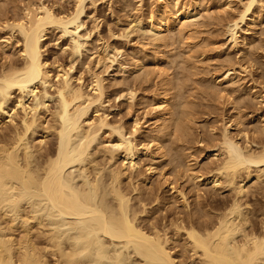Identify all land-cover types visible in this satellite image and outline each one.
<instances>
[{
  "label": "bare ground",
  "instance_id": "6f19581e",
  "mask_svg": "<svg viewBox=\"0 0 264 264\" xmlns=\"http://www.w3.org/2000/svg\"><path fill=\"white\" fill-rule=\"evenodd\" d=\"M64 1L66 3L67 1L70 2L68 4H70L71 6L65 9L66 5H64V9H63V6L59 5L61 4V2L59 4H56L58 2L56 1V3L54 4L59 5L60 8L56 10L52 8V4L49 1L48 2L50 3V5L46 3L47 2L46 0L43 1L27 0L26 3L24 0L23 2L24 4H22V8H20L21 11L19 13H13V16L7 15L5 13L7 17L9 16V19L3 15L4 12H2V15L0 16V18L3 16L2 17L4 23L3 28L8 27L12 32V34H10V36L7 37V39H5V41H7L6 43L2 42L3 45L0 43L2 48L0 50H2L3 53V56L1 54V57L4 59L3 60L1 58L3 60V63L1 62L2 64L0 65V109L3 108V105L5 104L6 99L9 95V92L15 90L17 91V93L19 92V97L16 94L17 96L16 98L18 99L16 100V102H14V104H12L11 106L12 108H10L12 111L10 114L14 116L16 114L17 108L18 109L20 108V110H22L23 112V115L21 113L20 118H18L19 116L17 117L18 114H16V118L19 119L20 121L17 122L14 120V122L16 123L14 124L13 122L11 123L12 124L11 129L2 131V133L0 132V264H127L126 259L123 255H121L120 253L116 254L112 252L113 247L116 244H120V243L126 249L129 247L130 249L132 248V251L135 254L140 255L141 258L143 257L145 262L147 261L146 264H188V263L195 264L194 263L195 260L199 262L198 264H264V202H260V204H258L257 203L258 201H253L257 203V208H256L253 206L255 205L253 202H252L253 205L250 204L251 198L249 202L247 200L248 195H246L248 190L249 193L253 194L254 191L251 192L250 187H252L251 183H253V185L256 183L253 182L256 180V178L257 180L260 177L264 179V177H262L264 175L263 173L264 166L259 165V164H264V116L259 121L261 122L260 127H257V125L259 124L257 122H256L257 125L253 123L255 127L251 126L252 123L249 121L250 116L247 115L249 119L248 121H246L243 118H238L239 120L237 118L230 119V122L229 121H228L229 123L227 122L228 124H226L225 121V123L221 125L220 132L217 131L215 135L213 133H212L213 135L210 133L209 138L210 139L213 138V141L208 142L209 143L208 145L207 143L202 142V145L204 146L205 144L204 148L206 149L205 151H207V153H205L206 155L204 158L206 159L207 157L211 160L214 159L213 160L214 165L213 167L211 165L210 168L208 167L209 164H206V168L208 169L206 171L204 167L203 169L202 168L200 169L198 167L195 169V171L191 170L190 167L193 165L190 164L191 159L188 161L185 159H188L189 157L188 158L183 157L185 156L184 155L185 150L183 151L184 154L183 152L182 154H180L182 155L181 157L184 158L182 160H184L186 163L188 161V163L191 165L189 168H187L188 165L183 164L184 165L183 170H185L184 172H186L184 174H186L187 179L189 180L191 179L192 182L193 180H195V182H197L196 186H199V184L200 185L208 184L216 188V186L223 184L226 186L228 185V187L230 186V188L234 192V195H232V197L231 194L230 195L228 194L229 197L231 198L229 199L225 198L226 200L223 198V201L219 204L216 202L218 205H214V203L211 201L212 199H210L209 201L207 200L208 202L207 201L205 202L204 206H206L207 204L212 205V207H214L217 210V213H215L216 211L215 212L213 211L215 214H213V212L210 213L208 212V210H205L206 209L205 208L204 210L206 212L203 213L202 211L200 212L202 213L203 219L201 220V222L195 223L197 222L196 220L195 222L194 220L192 221L193 214L190 215L182 212L183 215L185 214L186 216L187 214V216H190L187 219H185L186 217L185 216H184L185 218L182 217L181 213L179 214V216H176L179 211L177 212L175 211L177 213V214L175 213L176 217L175 216L174 218L167 217L168 219L171 218L168 220V222H169V228L172 230L169 231L172 232L174 231L173 235L171 233L170 234L167 233L169 228L167 227L168 229L166 231L165 224H163V226L165 227H162L161 225L158 226L159 225L158 222L157 223L154 222L153 217L151 219L153 221L150 222L146 221L148 225H146L147 223L145 225L141 224L142 221L141 223L137 222L136 221L137 219H135L136 216L135 214L137 210L134 207V203L132 205L130 202L132 197L128 196L129 191L124 190L123 187H121V182L123 175L125 173L124 171L126 170L125 167L129 165L131 168L133 167L135 168V166L137 165L136 157L141 153L140 151L141 148H137L136 145L137 143L136 144L133 143L131 137L128 136L129 135L133 136L135 133H137V130L139 129L140 127L139 125L141 123L138 125V121L136 120V118L134 120L132 119L133 120V122L131 123L133 124V127H131L132 130L129 127L130 131L128 128V130H126L125 133L126 135H125L122 133L124 128L121 126L122 124L118 125V123H116L117 125L114 126V124L108 123L109 121L107 119V115H108L107 113L104 112L97 113L98 109L97 107H95V104L98 106L97 103H100L101 97L103 96L102 95L103 89H105L103 84L104 78L100 77L98 73H95L93 69L89 67V63L87 62L82 63L83 61L81 62V64H83V66L86 67L87 75L89 76L86 83L83 81L84 79H82L81 76L82 74L79 68H78L79 72H77L78 75L74 76L73 80L71 79L72 77H70L71 75L69 76L70 73L69 71L72 69L71 63L75 59L73 57L75 56V54L78 53V49H79L78 40L73 38L72 41L69 42L68 46L66 47V52H64L67 54L68 57V59H65L68 60L66 67H65V62L63 65L61 64L63 63L61 60H60L61 63L57 60L59 59V57L56 56L57 57L56 58L55 55L54 57L51 56L52 60L49 61L43 55V51H44L43 37L44 34H46V30H48L49 28L61 27L62 34H64L66 32H72L73 30L74 31L77 30L82 24L79 23L78 19L80 17V14L83 12V9L85 8V0H63V2ZM165 1L167 0H164V3L163 4L161 3L160 7H158L159 5L158 6L156 5L157 8L151 11L149 10L150 13L147 14L148 20L146 21V24L148 23L150 28L154 31L153 35L151 34V36L149 37L150 41L153 42L152 44L154 46L155 43L157 44V42H159V44L161 43L162 45L163 44L166 45L167 44L166 41H170L167 40L168 39L167 36L173 34L177 22H178L177 33H180V35L183 31H188V30L190 31L192 27L194 29V27H196L195 21L193 22L190 20L189 22H185L184 20L187 21L189 17L194 16V14L192 15V12L194 11V5L197 4L200 5V2H202L200 0H192V1L190 0L188 4L184 5L183 3L181 5L180 4L181 2L179 0H172L171 2L169 1L165 2ZM239 1L240 3H242L241 8L239 12L236 13L237 17L236 18L234 17L235 20L233 18L234 20L232 24L233 28H231L230 32H228V36L230 37V41L234 47H237L239 44H241L242 43L241 40H243L241 39L240 40L241 43L239 42V37L241 36L239 35V32H237V30L235 29V26H237L238 21H241L243 19V17L246 15L247 11L250 9L251 5L254 2V0H243V1L239 0ZM93 3H95V0H90V5L94 6ZM54 4L53 6H55ZM126 4H128L127 1ZM125 8L122 9L121 7L122 10H124ZM132 10L134 11V9ZM195 10H197V8ZM133 11H131V13H133ZM128 12L130 11L128 10ZM194 13L197 12L194 11ZM251 13L253 14V12ZM132 15H134V13ZM262 15H264V13L263 14L259 13L257 15L254 14L253 18L262 19ZM129 16L131 15H128L127 19ZM10 17L12 19L11 21H10ZM125 17L126 16H124V19ZM137 17L138 16L136 15L132 21H134V19H138ZM90 18H92L93 22H95L96 20L95 15L94 16L91 15ZM2 20H0L1 23ZM252 21H254V19ZM127 23H129V20ZM92 26L95 27L97 26V24L93 23ZM191 31L193 33V30ZM188 36L189 33H187V36L185 37ZM169 37L171 41H173L172 40L173 37L172 36ZM14 42H16L15 44L16 45L18 44V46L13 51V46H16L14 45ZM245 43L247 44V42ZM55 44L57 43L55 42ZM99 45H101L99 49H102L105 56L104 58L108 59L110 62L115 61L117 57L116 56L117 53L121 52L120 51L121 49H116L115 48L116 45H112L111 43H103ZM89 46L90 48H95V44L94 45L92 44V47L91 45ZM253 46L255 47V45ZM243 48L244 46H242V49ZM95 50L93 51L96 52ZM238 50L243 52V50L240 49V46ZM253 50L255 49L254 48L252 49V54H253ZM261 50L263 51V49ZM199 51L200 50L192 53H199ZM245 52L246 51H244V54ZM192 53H190V56ZM153 54H154V50H153ZM169 54H171L172 56L173 53H169ZM241 54L244 57V54L243 53ZM14 55L21 58L20 61H18V59L17 60L14 59L15 57ZM150 55L153 56V58L155 56L152 55L151 53ZM250 55L251 54L247 56L250 57ZM157 56L158 55H156L155 57ZM173 56L175 58L177 57L175 54H173ZM248 57H247V61L249 66L253 67L254 64L252 62L255 59L252 57L253 59L249 58L248 60ZM245 58H246V54H245ZM187 59L189 62V56ZM170 60L173 61L171 58ZM245 60L246 59H244V63ZM185 61L186 60H184V64ZM247 61L245 65L247 64ZM137 63L138 60L136 61L134 67L133 64H131V62L128 66H132V68H136L137 70V68L140 67V63H138L139 66L137 65ZM145 66H143V68H145ZM182 68H184V66ZM188 68L189 70H187V72H189L191 68L190 62L189 65L187 64V68L185 67L184 69L186 70ZM123 69L125 70V68ZM235 69L233 68L232 70L233 71L232 73H234L235 75L232 74L233 76H229L231 77L230 78L231 80L234 79V76L236 77L237 72L240 73L238 69H236L237 72L235 71ZM52 70H54L53 73H51ZM146 70L147 72L150 71L149 68ZM239 70H242V68L240 67ZM121 71L123 70H120V72ZM125 71L127 72V70ZM249 71L251 72L250 68ZM257 71L259 72L258 77H260V71L259 70ZM262 72L264 76V71ZM121 74L123 75V73ZM143 75H145V73H143ZM256 75H258V73ZM123 77L121 79H124ZM188 77L190 80L189 73H188ZM188 77H186L187 80ZM171 79L173 80V82ZM171 79H170L171 84H169L170 82L168 79H166L163 83L161 82L164 89V92L163 91L162 92L164 94L160 98H162V104L164 103V105L162 108H160L162 109L161 112L159 111V113L156 114V118H154L155 125L156 122L159 121L157 122L156 125L157 130L153 129V131H150V129L148 128L149 129L148 134L145 132L146 129L145 131H143L144 133L147 134V136L144 135L145 136L144 139H146L145 140L146 142H143V144L139 142L140 144H142V146L140 147H143L142 153L148 155L152 154L151 151L152 149L149 150L150 147H152L151 146L152 144L156 149H158L159 152L161 150L160 155L163 156L164 154L163 158H166L165 156L168 157V155L165 154L166 153L168 154V152H170V150H173L174 147L176 148V146L172 148L169 142L168 143L164 142L165 141L164 138L168 137L169 135L171 136V133L173 134L174 132V134L177 133L178 135L177 137L175 136V138H173L172 140L176 141L178 138H181V141L184 140L185 142L186 139L185 137L189 135L188 136L189 139V137L191 136L189 134L190 127H188V125L192 124V122L187 124L188 123L187 119L191 117V120L193 121L192 119V115L194 114L193 109H195L196 111L198 107L197 105V107L195 108V102L197 101L193 100L194 97L198 95L201 91L203 93V94L200 93L202 94V97L205 96L206 98L209 96V92L211 93L212 91L210 96L211 99L209 97L208 98L209 100L214 101L215 100L214 96L216 95L217 97V95L220 94V93L216 94V91H218L221 87H218V90L214 91L215 89L213 90L212 88L214 87V84H209L206 81L205 85H203V82H201L202 85L204 86L203 88L201 87L202 85H199V82L197 81L198 84L197 82L196 84L195 83L194 84L196 86L198 85L197 87L200 88L199 93L198 91H196L195 88H193V90L198 94L194 95V91H192L193 93L192 97L193 96L194 97L192 99L193 101H191V99L189 98L191 96V92L190 93L188 92L191 91L189 84L188 86L189 89H187L188 93L186 92L188 94L186 97L189 96L187 98L188 101L185 102L183 101L181 103V100L183 99L181 98V96L184 95V92L180 94V90L182 89L181 88L182 86L180 85L181 84L180 81L182 82L183 80L184 82V77H182V80L179 79L180 81L178 82L180 84L177 85L176 88L174 84L177 83V80L176 83H174V78ZM237 82H239V80L236 81L235 83ZM206 83L209 84L207 85V87H206ZM231 83L233 86L234 82ZM178 86L180 88H178ZM263 86L260 87L259 92L256 90L258 92V95L256 92H252L251 94L255 93V97L257 95V97L262 99V101L264 102V90H262V93H260L261 88L264 89ZM128 87L129 86H126V90ZM184 88L186 87H184V83H183V90ZM232 88H234V86ZM48 89H51L50 94L51 95L53 94L55 97V108H54L55 110H53L54 112L50 111L52 112V115L48 112L51 115V118L49 120V123L48 122H47L48 124L46 123V128L51 133L54 134V135L52 134V137L55 138L54 148H50V146L49 147L47 146L46 148H42L41 142L44 141V139L48 138L49 136V135L46 136L45 132H42L43 138H39L37 145H30L28 144L27 141V134L29 132H33V129L36 126H39V124H37L38 123L37 113L39 116L40 110L43 109H46V111L50 110V109L48 110V108H50V106L48 107V99L50 97L47 95V93H49ZM119 89L122 91L123 94L125 93V90L123 92L121 88ZM129 89L128 91H126V93L127 92L128 93L127 95L125 93V96H128L129 94L130 97L128 98L131 99L133 91H129ZM255 89L256 88H254V90ZM170 90L171 91L174 90V92L171 93ZM227 90L229 91V89H226V92L225 91L224 92L229 93L230 91L231 92L233 91V89L232 90L230 89L229 92ZM122 93L120 94L122 95ZM177 94H179V99L176 98L178 97ZM26 95L35 98L34 100L35 102L33 103V106L29 105L28 102L25 100ZM241 96L242 95L239 94L238 97ZM202 97H200V101ZM227 97H229L228 102H230V104H233L232 101L234 102V106H236L237 104L239 105V107L241 106V104L245 105L244 102L241 103L239 101L240 99L242 101V98L236 99V101H234V96H233V100H231L232 98H230L231 97L230 95L229 96L227 95ZM245 97L246 94L245 96L243 95V101H245ZM197 98L195 100H197ZM246 98L247 101L250 100L248 96ZM176 99L179 100V101L177 100V104L173 103L174 100L176 102ZM202 100L204 99L202 98ZM178 102L180 103L179 105ZM225 103L226 105L228 104L227 101ZM198 104L199 106H201L200 102ZM202 105H204V103ZM208 105L209 104L207 103L206 106ZM92 106H94L92 111L96 113V116L94 115L93 117L94 119L92 117L89 118V116H87V111ZM161 106L162 105H160V107ZM234 106L233 108L235 109ZM174 107H176V109L178 107L179 108L175 110ZM239 107L236 106V109ZM243 107L241 109H243ZM171 108L174 109V112L173 110L170 111ZM241 109H239V112H241L240 114H243L245 111L242 110L244 111L242 113V111H240ZM20 110L18 111L20 112ZM28 110L29 111L32 110L31 115H29ZM178 110L180 111L178 112ZM34 113H36V116L34 115ZM166 113H168L169 116H166ZM234 114L236 115L239 113L237 111V113ZM11 115L9 118L10 121H12ZM42 115L43 113H41L39 118L42 117ZM162 115L165 116L163 117ZM245 115L246 114H244V116ZM193 117L195 116L193 115ZM236 117H238V115H236ZM252 117L254 118L253 115ZM253 118H251V121H253L252 120ZM44 119L46 120V117ZM257 119L258 118H255V120ZM241 120L243 121L245 120L246 122H250V123L247 124L246 122L243 121L242 123H240ZM221 121L224 122V120L222 119ZM83 123L85 124L84 127H83ZM243 123L244 126L245 125H247L248 127L251 126L250 128V130L252 131L251 140H250L251 137L248 138L246 136L247 131H248V135L249 133H251L249 132V129L247 131L244 130L246 129L247 126H245V128L242 129ZM0 124H2L1 121ZM103 126L110 127L109 131L107 130V134H108L107 136H110V134L113 132L116 133L115 136L116 138H114L115 140L114 144L119 147V151L118 153H116L118 155L117 157L119 158V159L117 158L119 160L118 161L119 165L117 164L118 167L116 165V167L114 166V168L113 166L111 168L110 167L105 168L106 171L102 167V164L100 166L98 162L100 163L103 162V160H100L101 157H102L101 159L106 157L104 161L109 159L114 160V158H116L115 153L113 151H109L108 150L109 147L107 148L106 143H104V145L102 144L103 147L102 145H100L99 148L100 151L99 159L96 158L95 161L91 156L92 162H88L91 159L87 160L89 166H84L81 183L76 184L73 178L71 177V172L68 170V167L75 162H77L78 164L83 163V161L85 162L84 159L86 158L85 157L86 151H88L87 149H89L90 144L95 140L97 132ZM233 126L237 127V130L235 129L236 132L234 134H232L234 130L233 132L231 130L232 133L229 131V129ZM43 127L44 126H42L41 128ZM157 127H160V129ZM209 129L212 132L214 128L213 129L209 128ZM161 131H162V136L164 133L163 131H165L167 136L165 135L166 137H162V136L160 137L159 133ZM191 131L192 130H190V132ZM193 134L195 135V132ZM259 134H261L263 138L260 137ZM170 136L168 138H170ZM243 136L245 139L239 140L240 138L243 139ZM249 136H251V134ZM257 136L260 137L259 141H258L259 137ZM140 137L143 138V136ZM192 137L195 138L194 136ZM200 137H201V133H200ZM254 138L257 139L258 141L257 143L254 142ZM207 139L208 136L206 137V140ZM105 140L106 142L111 141L108 138H106ZM166 140L168 141L169 139ZM139 141H141V139ZM178 141L180 140L178 139ZM251 141L254 142L253 143L254 145L256 144L255 146L253 145L254 148L250 147L249 143ZM197 142L198 139H196V143ZM148 143H150V145ZM168 144L169 147L172 149H170L167 146ZM257 144H259V146ZM165 146L168 147L169 150L168 148H165ZM179 146H178L179 149L178 152H181L182 151L181 148L183 147L180 148ZM185 146L186 148H188L186 144ZM203 146L201 149H199L198 146L197 147L198 149L196 148V150H199V153L202 152V150L204 149ZM187 150L189 151V149ZM194 150L193 152L196 155L197 151L195 152ZM96 151L94 150V152ZM159 152L157 153V156L159 155ZM170 153H171L170 155L172 156V151ZM180 155L178 157H172V158L175 159L178 158V160H176L177 162H183L179 160ZM187 155L188 154L186 153V156ZM189 155L191 156V154ZM199 155H201V153ZM86 156H88V154ZM172 158H170V163H172L171 162ZM157 160L158 159H155L156 162ZM156 164H159V162ZM176 164L175 166L178 167V165ZM179 165H181V163ZM252 165L254 166L257 165V167L258 165L262 166L263 168L260 169L263 170V172L257 167H254ZM102 168L104 170V173L101 170ZM154 170L155 167L152 166L146 167V171L150 175L151 173L154 172ZM197 170L198 171L200 170L199 173L197 172ZM201 170H203L204 172L201 173ZM164 177L166 176L164 175ZM253 177H256L255 180H252ZM106 179L108 180L106 185L107 188H105L104 186L106 183ZM168 179L169 178L167 176V180ZM104 180L105 183L103 184ZM261 182L262 184H264L263 183L264 181H262V179L260 180V183ZM169 184L170 182H166V186L168 185L170 190H172L173 192L176 191V193H178V195L182 199V203H186L187 202L185 200L186 197L183 195V193L180 192L178 189L176 190L177 185L174 187V185L169 186ZM222 186L219 187L222 188ZM219 187L217 188L219 189ZM248 187L249 189H247V192L244 195L246 196L247 199L244 200L242 199L244 198L242 194L245 192L244 190H246V188ZM259 188L258 187L254 188L253 186V189L260 190ZM257 190H255L256 193ZM104 194L106 195L108 194L112 198V202H114L113 208L106 206ZM261 194H264V191ZM259 198L261 197L259 196ZM137 200L140 206L144 205L145 203V202L143 203L144 199L141 200L140 198H138ZM162 200H164V198ZM171 200L173 201V199ZM185 206L186 204L184 205V207ZM173 207L171 205V208ZM195 207H193V209ZM199 208L197 207V209L194 210V216L197 219L202 218V217H198ZM165 209L166 207L163 210ZM190 210H191V206L189 211ZM192 210L190 211V213L193 212ZM210 210L211 208L209 209V211ZM16 230L18 231L19 234L17 232L14 233ZM174 236L176 240H172ZM170 240L173 241V243L175 242L174 244L172 243L173 244L172 247L169 246ZM175 246H179L181 248L182 251L180 252L182 257H183V253L186 254L187 257L185 258V260L182 259L181 261L179 259L180 252L177 249L178 247L176 248ZM174 247L177 249L179 255L175 252L176 250L175 251L173 250Z\"/></svg>",
  "mask_w": 264,
  "mask_h": 264
},
{
  "label": "rangeland",
  "instance_id": "374dc122",
  "mask_svg": "<svg viewBox=\"0 0 264 264\" xmlns=\"http://www.w3.org/2000/svg\"><path fill=\"white\" fill-rule=\"evenodd\" d=\"M26 1L27 0H25V3H26ZM39 1H43V0H39ZM46 1H47L46 3H48L49 5L51 3L52 8L56 9V10L60 9L59 5H62L63 9H64V5H66L65 9H67V8H69V6H71L70 4H68L70 2L67 1V3H66L65 1L63 2V0H55V1L53 0V2H52V0H46ZM56 1H58V2L56 3ZM126 1L128 2V4H126ZM168 1L171 2L172 0H167L165 2H168ZM179 1L181 2V3L179 2L181 5L183 3H184V5H186L189 3L190 0H179ZM200 1H202V2H200V5L199 4L194 5V11L197 13H194V11H193L192 15L194 14V16L189 17V19L187 21L184 20L185 22H189L190 20L193 22L194 21L196 22V27H194V29H193V27L191 28V30H193V33L191 30L190 31L189 30L183 31L181 33V35H180V33H177V30H178V28H177L178 22H177L175 25V31H173V34L172 35L170 34L167 36L168 37L167 40H170V41H166V42L169 45H167V44L162 45L161 43L159 44V42H157V44L155 43V46H154L152 44L153 42H151L150 38H149L151 36V34L153 35L154 31L150 28L148 23L146 24V21L148 20L147 14L150 13L149 10L151 11V10L156 9L157 8L156 5L157 6L159 5L158 7H160L161 3L162 4L164 3V0H95V3H93L94 6L90 5V0H85V8L83 9V12L80 14V17L78 19L79 23H82V24L80 25V27L77 30H75V31L73 30L72 32H66V33L62 34V30H61L62 28L61 27L49 28L48 30H46V34H44V37H43V43H44L43 55H44V57H46V59L50 61V60H52L51 56L54 57V55H55V57L56 56L59 57V59H57L59 62H60V60L63 62V63L60 62L61 64L64 65V62H65V67L68 63V60H65V59H68L67 54L64 53V52H66V47L68 46L69 42L72 41L73 38L78 40L79 49H78V53L75 54L76 57L75 56L73 57L75 59L71 63L72 69L69 71L70 72L69 76L71 75L70 77H72L71 79L73 80L74 79L73 77L78 75L77 72H79V69H80V72L82 74L81 75L82 79H84L83 81L85 83L87 82L89 76L87 75L86 67L83 66V64H81V62L83 61L82 63H84V62L89 63V67L92 68L95 73H98V75L100 77L104 78L103 84H104L105 89H103V94H102L103 96L101 97L100 103H97L98 106L95 104V107H97V109H98L97 113L104 112V113L108 114L107 115V119L109 121L108 123L114 124V126L117 125L116 123H118V125L122 124L121 126L124 127L123 131H122L123 134L126 133V130H128L129 127L130 128L133 127V124H131V123L133 122V120L135 118L138 121V125L141 123L139 125L140 126L139 129L137 130V133H135L133 136H130V135L128 136V137H131V140L133 143H135V144L137 143L136 144L137 148H141L140 149L141 155L139 154L136 157L137 165L135 166V168L134 167L131 168L129 165H127L125 167L126 170L124 168L125 173H124L123 178H122L121 187H123L124 190L129 191L128 196L132 197L131 198L132 201L130 200V202L132 205L134 203V207L137 210V211L135 210L136 211L135 219H137L136 220L137 222L141 223V221H142L141 224L145 225L148 221L150 222V221L154 220V222H156V223L158 222V224H159V225L157 224L158 226H160V225L162 227L166 226V231L169 228L168 220L171 218H174L175 213L177 211H179V212H178V214L176 213L177 214L176 216H179V214L181 213V216L184 217L185 214L183 215L182 212L190 214V215L193 214L192 221L194 220V222H195V220H196L197 222H195V223H199L203 219L202 213L206 212L205 210H208V212H210V213H212L213 211L214 212L216 211L215 213H217V210L214 207H212V205L207 204L208 206L207 205L204 206L205 202L207 200L209 201L210 199H212L211 201L214 203V205H218L219 203H221L223 201V198L229 199L232 197V195H234V192L232 191L230 186L228 187V185L227 186L223 185V184H222L223 186L219 185V186H222V188H220L219 186H216V188H215V187H212L208 184H206V185H203V184L200 185L199 184V186H196L197 182H195V180H193V182H192L191 179L190 180L187 179L186 174H184L186 172H184L185 170H183V168H184L183 164L188 165L187 168H189L193 164L190 167L191 170H193V171H195V169L198 167L200 169L201 168L203 169V167H204L205 171L208 170L206 168V164H209L208 167H210V168H211V165H212V167L214 165V162H213L214 159L211 160L207 157H206V159L204 158L206 155L205 153H207V151H205L206 149L204 148V146H205L204 143H207V145H208L209 144L208 142L213 141V138L212 139L209 138L210 133L211 134L213 133L215 135V133L217 131L220 132L221 125L224 124L225 121H226V124H228L230 122V119H234V118H237V119L243 118L246 121H248L250 119L249 121L252 123L251 126H254L253 123L255 125H257V123H259L257 125V127H260L261 122H259V121L264 116V104H263L264 102L262 101V99L257 97L258 92L260 91L259 90L260 87L264 85V76H263V72H262V71H264V57H263L264 56L263 55L264 54V15H262V19L261 18H259V19L253 18L254 14L257 15L259 13H262V14L264 13V0H254L253 4L251 5L250 9L247 11L246 15L243 17V19L241 21H238L237 26H235V29L237 30V32H239V35L241 36V37H239V42L241 43V41H242V43L239 44L237 47L239 49V46H240V49L243 50V52H241L240 50L237 49V47H234L232 45V43L230 41V37L228 36V32H230L231 28H233L232 24H233L235 18L237 17L236 13L239 12L242 3H240L239 0H200ZM241 1H243V0H241ZM23 2H24V0H0V16L2 15V12H4L3 15L6 17H7V15L13 16V13H19L21 11L20 8H22V4H24ZM60 2H61V4H59ZM129 2L131 5L129 4ZM54 3L59 4V5H56ZM53 4L55 6H53ZM67 4H68V7H67ZM128 5L131 9L128 7ZM125 6H126V8H125ZM121 7H122V9L125 8L127 10H125V9L122 10ZM196 8L198 11L195 10ZM132 9H134V11ZM135 9H136V12H135ZM128 10L130 12H128ZM131 11H133L134 15H132L133 13H131ZM251 12H253V14ZM122 14H123V16H122ZM135 14L138 16L137 17L138 19H134V21H132L133 18H135V16H136ZM251 14H252V17H251ZM86 15L87 16L89 15V16L87 17ZM91 15H93V16L95 15V17H96L95 22H93L92 18H90ZM128 15H131V16H129L127 19ZM124 16H126L125 19H124ZM2 17L0 18V20L3 19ZM7 18L9 19V16ZM233 18H234V20H233ZM253 19H254V21H252ZM255 19H256V21H255ZM11 20L12 19L10 17V21ZM128 20H129V23H127ZM236 20H238V19H236ZM92 22L96 23L98 27L97 26H95L96 28L93 27ZM3 24L4 23L2 20V23L0 22V28L2 27L0 29V43L2 45H3L2 42L6 43L7 41H5V39H7V37H9L10 34H12L11 30L8 27L3 28ZM178 26H179V24H178ZM92 28H94V29H92ZM187 33H189V36H190V37L188 36L189 38L185 37V36H187ZM169 36L173 37V39H172L173 41H171ZM241 39H243V40H241ZM55 42L58 45L59 44L60 45L58 46L57 44H55ZM245 42H247V44ZM15 43L16 42H14V45H16ZM103 43H111L112 45H116V47H115L116 49H121L120 50L121 52H118L116 55L117 60L115 59V61L110 62L108 59L104 58L105 56H104L102 49H99L101 46L99 44H103ZM92 44L93 45L95 44L96 50H95V48H90L89 45H91V47H92ZM248 45H250V46H248ZM253 45H255V47ZM17 46H18V44L16 46H13V51H14V49H16ZM156 46H157V48H156ZM242 46H244L243 49H242ZM88 47H89V49H88ZM251 47H253L255 49V50H253V54H252L253 48H251ZM0 49H2L1 45H0ZM261 49H263V51ZM93 50H95L96 52H94ZM153 50H154V54H153ZM198 50H200L199 53H192V52H196ZM244 51H246L245 52L246 58H245ZM150 53L152 55H155V56L158 55V56L157 57L154 56V58H153V56H151ZM169 53H173L177 57L175 58L173 56V54L171 56V54H169ZM188 53H189V55H188ZM190 53H192L191 56H190ZM241 53L244 54V57ZM247 53L251 54L250 57H248L249 54H247ZM1 54L3 56L2 50H0V65L3 63V60H4L1 57ZM14 56H15L14 59H16V60L18 59V61H20L21 58L17 57L16 55H14ZM188 56H189V62L191 65L189 72H187V70H189V68L186 70L184 69L185 67L187 68V64L189 65V62L187 59ZM65 57H67V58H65ZM190 57H191V59H190ZM247 57H248V60H249V58L251 59L252 57L255 59L253 62L251 61L254 64L253 67L249 66L248 61H247ZM170 58L173 61H171ZM243 58L246 59L245 63L247 61L246 65L244 63ZM137 60H138V63H140V67L137 68V70H136V68H132V66H128L131 62V64H133V67H134ZM184 60H186L185 64H184ZM190 60L192 61L193 64L191 63ZM96 61H98V62H96ZM142 61H143V63H142ZM138 63H137V65L139 66ZM119 65L121 66V68ZM182 65L184 66V68H182L183 67ZM143 66H145V68H143ZM255 66H257V67H255ZM122 67L125 68V70H127V72ZM130 67L132 70L130 69ZM240 67L242 68V70H239ZM148 68L151 72L150 71L147 72L146 69H148ZM229 68H230V70H229ZM233 68L238 69V71H240V73L237 72V70L235 69V71L237 73H236V77L234 76V79H232L233 80L232 81L230 79L231 77H229V76L235 75L234 73H232ZM249 68H250L251 72L249 71ZM254 68H256V69H254ZM75 69H76V71H75ZM81 69H82V71H81ZM128 69H129V71L130 70L131 71L129 72ZM182 69H183V71H182ZM120 70H123V71L120 72ZM143 70H145V71H143ZM184 70H185V73H184ZM257 70L260 71V77H258L259 72ZM53 72H54V70L51 71V73H53ZM121 73H123V75ZM143 73H145V75H143ZM188 73L190 74V80L188 77ZM257 73H258V75H256ZM121 76L122 77L124 76L123 77L124 79H121L122 78ZM143 76H146V77H143ZM182 77H184V82L182 80ZM186 77H188V80L186 79ZM171 78H174V83H176V80H177L176 84L173 83L175 88L177 87V85H179L181 83L180 85L182 86L181 87L182 91L180 90V94H182V92H184V95H182L183 97L181 96V98H183L181 100V103L183 101L184 102L188 101L187 98L189 96L186 97L188 95L187 94L188 92L189 93L191 92V96L189 97L191 99V101H193V100L197 101V102H195V108L198 105L197 110L195 111V109H193L194 114L192 113L195 116V117H193V115H192L193 121L191 120V117L190 118L187 117L188 118L187 124L192 122V124L188 125V127H190L189 128V134L191 136L189 137V139H188L189 135H187L185 137L186 139L184 138L185 142H186L185 143L184 140L181 141V138H178L181 142L178 141L177 138H176L177 139L176 141L172 140L173 138H175V136L177 137V135H178L177 133H175V134H174V132H173V134L171 133V136L169 135L170 138H168L169 136L166 137L167 134L165 133V131H163L164 132L163 136H162V131H161L160 132L161 134L159 133V136L160 137L161 136L166 137V138H164L165 139L164 142H167V143L169 142V144H170V146H172V148L174 146H176V148L174 147L173 150H170V152L172 151V156L170 155L171 153L168 152V154L167 153L165 154V155H168V157L165 156L166 158H163L164 154H163V156L160 155L161 150L159 152L158 149H156L152 144H151V146L153 148L150 147V149H149V150L152 149L151 150L152 154L148 155V154L142 153L143 147H140V146H142L143 142H146L145 141L146 139H144V138H145V136H147L148 130L150 129V131H153V129L154 130L156 129L157 122H159V121H157L156 125H155V119L154 118H156V114H158L159 111L161 112L162 109H160V108H162L164 105V103L162 104V98H160L164 94L163 93L164 89H163L162 83L166 79H168L170 82L172 80ZM179 79L182 80V82L184 83V87H186V88H184V90H183V83ZM194 79H195V81H194ZM238 80H239V82L235 83ZM178 81H180V83ZM197 81L199 82V85H202L201 82H203V85H205L206 81L209 84H214V87L216 86L215 88L212 87L213 90L215 89L214 91L218 90V87H221L223 89L225 87V89H224L225 92H226V89H229V91H230V89L231 90L233 89V91L232 92L230 91L231 92L230 93L227 90L229 93H225L223 91V89L220 88L218 91H216V94H219V93L220 94L217 95V97L214 94L215 96L214 95L213 96H214L215 100L211 101V100H209V98L211 96L212 91H211V93L209 92V96L207 95L209 98L208 97L205 98V96L202 97L203 93L200 91V93H202V94H200L199 93L200 88L197 87L198 85L197 86L195 85ZM172 82H173V80H172ZM198 82H197V84H198ZM231 82H234V85H233L234 88H232L233 86H232ZM169 84H171V82ZM189 84H190V86H189ZM209 84L206 83V87ZM235 84H237V85H235ZM203 85L201 87L204 88ZM126 86H129L127 88V90H126ZM188 86L190 87L191 91L187 90V89H189ZM130 87H132V88H130ZM235 87H236V89H235ZM119 88H121L123 90V92L125 90V93L130 88L131 90L129 89V91H133L132 92L133 93L132 98L131 99L128 98V97H130L129 94H128V96H125V93L123 94ZM178 88H180V87L178 86ZM193 88H195L199 94L197 92H195L193 90ZM238 88H239V90H238ZM254 88H256V89L254 90ZM248 89H250V90H248ZM48 90H49V93H47V95L50 96L48 99V107L50 106V108H48V110L49 109L50 110L49 111H46V109L40 110L39 116L41 115V113H43L42 117H40V118H39L38 113H37V120H38L37 124H39V126H36L33 129V132H29L27 134V141H28V144H30V145H37L38 144L39 138H43L42 132H45L46 134L45 133L44 134L46 136L49 135L48 138L44 139V141L41 142L42 148H46L47 146L48 147L50 146V148L55 147L54 146L55 145V138L52 137L53 133H51L46 128V123L47 122L49 123L52 112H54L53 110H55L54 109L55 108V97L53 94L52 95L50 94L51 89H48ZM119 90H120V92H119ZM247 90H248V92H247ZM262 90H264V89L261 88L260 93H262ZM13 91L9 92V95L6 99L5 104L3 105V108L0 109V121L2 123V124H0V129H1L0 132L1 133H2V131H6V130L11 129V126H12L11 123L12 122H13V124L16 123V122H14V120L17 122L20 121L19 119L16 118V114H18L17 115V117L19 116L18 118H20L21 113L23 115V112H22V110H20V108L19 109L17 108L16 114L14 116L10 114L12 111L10 109V108H12L11 107L12 104H14V102H16V100L18 99L16 97L17 96L19 97V92L17 93V91H15V90H13ZM177 91H178V89H177ZM192 91H194V95L198 94L195 97L193 96L194 99L192 97V94H193ZM219 91H221V92H219ZM170 92L173 93L174 90H172V91L170 90ZM223 92H224V94H223ZM243 92H245V93H243ZM252 92L257 93L256 97H255V93H253L254 95L251 94ZM120 93H122V95ZM127 93H126V95H127ZM175 93H176V91H175ZM178 93H179V91H178ZM185 93H186V95H185ZM16 94H17V96H16ZM239 94H241L242 96L238 97ZM245 94H246V97L248 96V98L250 100L247 101V98L245 97V101H243V95L245 96ZM177 95H178V97H176V98L179 99V94H177ZM223 95H224V97H223ZM227 95L231 96L230 97V98H232L231 100H233V96H234V101H236V99L242 98V101H241V99L239 101L241 103L244 102L245 105H242L241 103L237 102V103L241 104V106L239 107V105L237 104L236 106L239 108L236 109V106H234L233 101H232L233 104H230V102H228L229 97H227ZM197 96H198L199 100H198ZM250 96H252V97H250ZM200 97H202L204 100H202V98H201V101H200ZM31 98H32L31 96L26 95L25 100L28 102L29 105L33 106V103L35 102L34 101L35 98H32V100H31ZM196 98H197V100H195ZM172 99H171V102H172ZM178 99H176V102L174 100L173 103L177 104ZM255 99H257V100H255ZM226 101L229 105L228 104L226 105V103H225ZM169 102H170V100H169ZM199 102H200L201 106H199V104H198ZM206 102L209 104L208 106H206L207 105ZM203 103L206 107L204 105H202ZM179 104L180 103L178 102V105ZM160 105H162V106L160 107ZM230 105L232 106V109H231ZM233 106L235 107V109L233 108ZM93 107L94 106L90 107L87 111V116H89V118H91V117L93 118L94 115L96 116V113L94 111H92ZM176 107H174L175 110H177L179 108L178 107L176 109ZM242 107H243V109H241ZM174 109L171 108L170 111L173 110V112H174ZM233 109L236 111H234ZM239 109H241L240 111L244 110L245 112L242 111V113L243 112L244 113L240 114L241 112H239ZM18 110H20V112ZM50 111H52V112H50ZM179 111L180 110H178V112ZM237 111L239 113V114H236V115H238V117H236V115L234 114V113H237ZM31 113H32V110L29 111V115H31ZM251 113L254 116V118L252 117ZM48 114H49V116H48ZM171 114H172V112H171ZM244 114H246V115L244 116ZM10 115L12 117L11 118L12 121L9 120ZM34 115L36 116V113H34ZM233 115H234V117H233ZM239 115H240V117H239ZM247 115L250 116L249 119H248ZM261 115H262V117H261ZM162 116L164 117L165 115H162ZM166 116H169L168 113H166ZM45 117H46V120L44 119ZM170 117H171V115H170ZM251 118H253L252 119L253 121H251ZM255 118H258L259 120L258 119L255 120ZM221 119L224 120V122H222ZM40 120H42V121H40ZM245 120L244 121L241 120L240 123H242V121L246 122ZM250 122H246V123L249 124ZM9 126H10V128H9ZM42 126H44V127L41 128ZM84 126H85V124L83 123V127ZM153 126H155V127H153ZM160 126H162V125H160ZM193 126H195V127H193ZM245 126H247V125H245ZM245 126L243 123L242 129H244ZM251 126L250 127L247 126L248 128L246 127V129H244L245 131H247L249 129V132H251V133H249V135L251 134V136L248 135V131L246 132V136L248 138L251 137L250 140L252 139V131L250 130ZM240 127H241V124H240ZM130 128H129V131H130ZM157 128L160 129V127H157ZM209 128H212V129L214 128V129L211 132ZM109 129H110V127L103 126L97 132L95 140L90 144L89 149H87L88 151H86V155L88 154V156L85 155V157H86L84 159L85 162L83 161V163H79V164L77 162H75L68 167V170L71 172V177L73 178V180L76 184L81 183V178H82V174H83L82 172H83L84 166H89V164L87 163V160H90L91 156L94 160L96 158L99 159V154H100L99 148H100V145H102V144L104 145V143H106L107 148L109 147L108 148L109 151H113L115 153L116 158H114V160L109 159L110 161L109 160L104 161V159H106V157L101 159L102 157L100 155V157H101L100 160H103V162H101V163L98 162V159H97V162L100 164V166L102 164V167L104 168L105 171H106L105 168H109V167L111 168L112 166L114 168V166L116 167L117 164L119 165V162H118L119 158L117 157L118 155L116 154L119 151V147L114 144L115 143L114 138H116L115 137L116 133L113 132L110 134V136H107L108 135L107 130L109 131ZM145 129H146V131H145ZM235 129L237 130V127L233 126L229 129V131L231 132V130H232V132H233V130H234L233 133L231 132L232 134H234L236 132ZM131 130H132V128H131ZM190 130H192V131L190 132ZM143 131H145L147 134L144 133ZM47 132H50V133H47ZM194 132H195V135L193 134ZM208 132H209V134H208ZM140 133H142V134H140ZM200 133H201V137H200ZM202 133H203V135H202ZM127 135H128V132H127ZM259 135H260V137H262L261 134H259ZM140 136H143V138H141ZM192 136H194L195 138H193ZM203 136H206V137L208 136V139L206 140V137H203ZM257 137H259V136H257ZM260 137H259L258 141L260 140ZM104 138L105 139L108 138L111 141L106 142V140ZM140 139H141V141H139ZM142 139H144V140H142ZM166 139H169V140L167 141ZM182 139H183V137H182ZM196 139H198L197 143H196ZM244 139L245 138L243 136V139L240 138L239 140H244ZM191 140H192V143H191ZM202 140H205V141H202ZM258 141L256 138H254L255 143H257ZM110 142H112L113 145ZM139 142L142 144H140ZM202 142H204L203 143L204 146L202 145ZM251 142L249 143L250 147L254 148V146L256 144L254 145L253 144L254 142L253 141H251ZM184 143L187 145L188 148H186ZM194 143H196V144H194ZM148 144L150 145V143H148ZM169 144L167 145L168 147H169ZM103 145H102V147H103ZM177 145L178 146L180 145L179 146L180 148L183 147V148H181V150H182L181 152H178L179 149H178ZM201 145L203 146L204 151L202 150V152H200L201 155H199L200 154L199 150H196V148L199 146V149H201L202 148ZM257 145L259 146V144H257ZM168 147L165 146V148H168ZM96 148H97V151H96ZM165 148H163V149H165ZM169 148H168V150H169ZM172 148H170V149H172ZM194 148H195V150H194ZM187 149H189V151ZM94 150L96 152H94ZM168 150H165V151H168ZM193 150L195 152L197 151L196 155L194 154ZM98 151H99V153H98ZM183 151L185 152V154ZM158 152H159L158 156H160V157L157 156ZM182 152L185 155L183 157H186V158L189 157L188 159H185V160L189 161L191 159L190 160L191 165L188 163V161L186 163L184 160H182V159H184L181 157L182 155H180V154H182ZM186 153L188 154L187 156H186ZM95 154H97L98 157ZM189 154H191V156ZM197 154H198V156H197ZM179 155H180L179 160L183 161V162H177L176 160H178V158H176V159L172 158V157H178ZM194 155H195V157L196 156L197 157L195 158ZM88 157H90V158H88ZM159 158H160V160H159ZM170 158L173 159V160L171 159L172 163H170ZM155 159H158L157 162L155 161ZM193 159H194V162H193ZM195 161H196V164H195ZM203 161H205V162H203ZM88 162H92V159ZM158 162H159V164H156ZM211 162H212V164H211ZM173 163H175V164L177 163L176 165H178L179 170H178V167L175 166V164H173ZM180 163H181V165H179ZM118 165H117V167H118ZM147 165L155 167V170L153 173H151V175L148 174L146 171V167H148ZM259 165L264 166V164H259ZM259 165H258V167H257V165H255V166L252 165V166L257 167L258 169L263 168L262 166H259ZM103 168L101 170L104 173ZM119 168H120V166H119ZM260 170H258V171H260ZM171 171H172V173H171ZM199 171L197 170L198 173H199ZM261 171L263 172V170H261ZM202 172H204V171L201 170V173ZM148 175H149V177H148ZM164 175L166 177H164ZM173 175H174V177H173ZM167 176L169 178L168 180H167ZM262 177H264V175ZM255 178L256 177H253L252 180H255ZM260 178H258V180L256 178V180L253 181V182H256L254 185H253V183H251L252 180L250 181L252 187H250V185H249V187H250L251 192L254 191L253 194L249 193V190L247 192V189H249V187L246 188V190H244L245 192L242 194V196L244 197L242 199H244V200H246L248 198L247 200L249 201L251 198V200H250L251 205H253L252 204L253 201H258L257 202L258 204H260V202H264V194H261L264 191L263 190L264 184H262V182L260 183V180L262 179V181H264V179L263 178L260 179ZM107 179H106V183H105V180L103 182V184L105 183V185H104L105 188H107L106 187L107 181H108ZM166 182H170L169 186L174 185V187H175L177 185L176 190L178 189L180 192L183 193V195L186 197L185 200L187 202L182 203V199L178 195V193H176V191L173 192L172 190H170L168 185L166 186ZM257 182H259L260 184ZM257 184H258V186H257ZM136 185H138L139 187ZM146 185L147 186L152 185V186L147 187ZM253 186H254V188H257V187L259 188V186H260V188H259L260 190L253 189ZM217 187H219V189ZM262 187H263V189H262ZM135 188H137L138 190ZM150 190H152V191H150ZM255 190H257V193ZM147 191H148V193H147ZM151 192H152V194H151ZM245 193H246V195H248L247 198H246V196H244ZM228 194L229 195L231 194V197H229ZM136 195H137V197L140 196L138 198H140L141 200L144 199L143 203L144 202L145 203L143 206H140L138 204L139 202L137 200L138 198L136 197ZM176 195H177V197H176ZM104 196H105L106 206L113 208L114 202H112V198L108 194L107 195L104 194ZM197 196H198V198H197ZM259 196L261 198H259ZM154 197H156L157 199ZM163 198H164V200H162ZM171 199H173V201ZM200 199H203V200H200ZM197 201H198V204H197ZM253 203L255 204L253 206L257 208V203L256 202H253ZM185 204H186V206L184 207ZM135 205H137V206H135ZM171 205H172V207L173 206L174 207L171 208ZM182 206H183V209H182ZM190 206H191V210L193 209V207L196 206L192 210L193 212H191V213H190L191 210L189 211ZM199 206L201 209L199 208ZM209 206H210L212 211L211 210L209 211V209H210ZM163 207L164 208L166 207V209H165L166 211L163 210L164 209ZM197 207L200 209V211L198 209L199 215H198V213H197V215H198V217H202V218H199L200 220L194 216V210H196ZM110 208H109V210H110ZM179 208H180V210H179ZM144 209H145V211H144ZM201 211H202V213H200ZM214 212H213V214H215ZM187 214L185 216L186 218L184 217L185 219L190 217V216H187ZM163 215L165 216V219H164ZM152 217H153V220H151ZM167 217H171V218L168 219ZM163 224H165V226H163ZM146 225H148V223ZM169 230H172V229L169 228L167 233L168 234L171 233L173 235L174 231L172 232ZM16 232L18 233L17 230L14 233H16ZM174 238H175V236L173 237L172 240H176V238L175 239ZM181 238H182V236H181ZM169 242H170L169 243L170 247H172L173 244L175 243V242L173 243V241H171V240ZM175 247L176 248L178 247L177 249L179 252L182 251L179 246H175ZM174 248H173V250L174 251L176 250L175 252L178 254L177 249L176 248L174 249ZM112 252L116 253V254L120 253L121 255H123L126 259L127 264H146V262H147V261L145 262L143 257L141 258L140 255L135 254L132 251V248L130 249V247H129L126 249L121 243L116 244L113 247ZM180 257H179V259L182 261V259L185 260V258L187 256H186V254L183 253V257H182L181 252H180ZM194 263L198 264L199 262H197V260H195Z\"/></svg>",
  "mask_w": 264,
  "mask_h": 264
}]
</instances>
